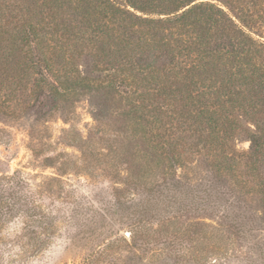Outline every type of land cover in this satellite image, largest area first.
<instances>
[{
  "label": "trees",
  "instance_id": "16d2710c",
  "mask_svg": "<svg viewBox=\"0 0 264 264\" xmlns=\"http://www.w3.org/2000/svg\"><path fill=\"white\" fill-rule=\"evenodd\" d=\"M71 31L74 39L100 42L103 58L98 62L110 70L107 86L126 100L135 123L203 124L207 132L200 141L206 153L224 158L232 173L255 176L264 192L263 118L250 105L252 97L264 98V0H0V78L6 77L9 95L39 73L56 82L55 97L74 90L77 85L63 77L72 72L69 55L58 52L63 50L61 38L69 39ZM242 120L252 127L240 126ZM237 128L246 132L247 151L229 143L241 135ZM94 138L93 132L80 137L84 153L81 162L75 160L78 175L95 174L90 158ZM167 142V151L157 142L148 143L162 155L143 187L137 185L142 179L130 172L135 192L112 187L111 199L90 208L64 179L74 159L46 157L45 165L55 172L35 184L21 170L0 173V231L5 222L17 220L21 226L15 247L28 253L42 251L61 230L73 243L86 239L92 245L123 219L129 220L135 237L155 231L144 224L154 212L161 223L178 217L170 213L167 187L160 186L186 160L178 143ZM155 174L160 177L153 179ZM91 192L101 199L99 190ZM130 193L139 197L124 206ZM91 261L86 257L83 263Z\"/></svg>",
  "mask_w": 264,
  "mask_h": 264
},
{
  "label": "rangeland",
  "instance_id": "374dc122",
  "mask_svg": "<svg viewBox=\"0 0 264 264\" xmlns=\"http://www.w3.org/2000/svg\"><path fill=\"white\" fill-rule=\"evenodd\" d=\"M70 33L69 39L61 38L63 50H58L66 58L69 55L68 69H72L64 79L77 85L69 94L55 97L52 87L57 84L48 74H34L26 86L16 85L13 95H9L6 77L0 78V173L21 170L35 184L55 172L45 165L46 157L74 159L64 179L85 197L82 202L90 208L111 199L112 187L135 192L130 172L142 179L137 185L143 187L144 180L156 172V162H161L159 149L169 150L167 141L172 139L186 160L160 189L167 187L170 213L178 217L161 223L154 212L144 224L156 230L142 237L131 234L129 220L123 219L106 228L92 245L86 239L73 243L61 230L35 253L15 247L14 235L21 225L17 220L5 222L0 231V264H82L86 257L92 260L90 264H264V192L256 177L232 173L224 158L207 154L200 141L207 129L201 123H135L137 118L126 100L107 86L110 70H103L98 62L103 58L100 42L74 39V32ZM250 105L262 112L259 117L264 126L263 96L252 97ZM242 121L240 126L252 127ZM94 125L99 126L97 131L91 129ZM90 132L95 137V150L90 151L95 174L78 175L75 160L81 162L84 153L80 137H89ZM151 141L159 149L150 147ZM229 143L238 151L248 150L244 131ZM97 151L102 154L96 156ZM157 177L159 174L152 176ZM147 185L144 188L150 187ZM95 189L101 192V199L92 196ZM138 197L128 194L124 206ZM114 240L108 246L103 243Z\"/></svg>",
  "mask_w": 264,
  "mask_h": 264
}]
</instances>
